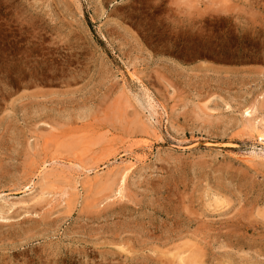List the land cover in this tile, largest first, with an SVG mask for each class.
<instances>
[{"label":"rangeland","instance_id":"374dc122","mask_svg":"<svg viewBox=\"0 0 264 264\" xmlns=\"http://www.w3.org/2000/svg\"><path fill=\"white\" fill-rule=\"evenodd\" d=\"M262 128L264 0H0V264H264Z\"/></svg>","mask_w":264,"mask_h":264},{"label":"bare ground","instance_id":"6f19581e","mask_svg":"<svg viewBox=\"0 0 264 264\" xmlns=\"http://www.w3.org/2000/svg\"><path fill=\"white\" fill-rule=\"evenodd\" d=\"M245 114H249V112L246 110L245 111ZM262 130H264V128H262ZM260 137L261 138H263L264 137V134H262V135H260ZM134 160H135V158H134ZM130 164V163H129ZM131 169V168H130ZM28 186V184H26L23 188H25V187H27ZM28 188H29V186H28ZM118 192V191H117ZM116 192V193H117ZM41 195H43L44 193H42V191H41V193H40ZM118 195L121 197L122 195H121V189H119V192H118ZM8 210V209H7ZM6 211L4 210V208H2V206H0V218L1 219H3V217H2V215L5 213Z\"/></svg>","mask_w":264,"mask_h":264}]
</instances>
